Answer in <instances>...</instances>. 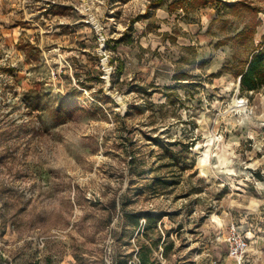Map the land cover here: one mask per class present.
<instances>
[{"label":"rangeland","instance_id":"rangeland-1","mask_svg":"<svg viewBox=\"0 0 264 264\" xmlns=\"http://www.w3.org/2000/svg\"><path fill=\"white\" fill-rule=\"evenodd\" d=\"M154 1L0 0V264H264V0Z\"/></svg>","mask_w":264,"mask_h":264},{"label":"trees","instance_id":"trees-1","mask_svg":"<svg viewBox=\"0 0 264 264\" xmlns=\"http://www.w3.org/2000/svg\"><path fill=\"white\" fill-rule=\"evenodd\" d=\"M163 2L164 0H156L154 2H151L152 6L150 8H155V7L159 8L160 6H162ZM173 4L174 3L169 5V9H172ZM225 7L227 8L235 7V5L225 4ZM149 11L150 10L147 11V14L149 13ZM247 32L252 34L251 30L244 31L245 34ZM111 63L114 62L111 61ZM116 70L119 73H123L124 63L122 62L118 63ZM237 76L238 79L240 80V91L242 93L249 94L251 92H257L264 87V43L261 45L260 48L256 49L247 58V60L244 62V68L238 73ZM158 181H160L165 188H168L171 185V182H169L168 180L159 179L157 180V182ZM141 217L142 216L131 215L130 217H127V219H132V221H134L133 223L135 225H138ZM143 218L146 219L147 224L144 227V232L142 235L145 237H149V233L151 231H154V228H156V224H157V220L159 219V216L148 212L143 215ZM168 236H170L169 231H168ZM161 240H162V235H159L156 240H151L149 243L142 244L140 246V251L138 253L139 264H162V262L158 260L155 256V250H156L155 247H157V244H159ZM171 244H173V242H171ZM116 264H128V262L121 261V262H117Z\"/></svg>","mask_w":264,"mask_h":264},{"label":"built area","instance_id":"built-area-1","mask_svg":"<svg viewBox=\"0 0 264 264\" xmlns=\"http://www.w3.org/2000/svg\"><path fill=\"white\" fill-rule=\"evenodd\" d=\"M228 243L229 255L234 259L243 258L250 246L249 239L237 225L230 227Z\"/></svg>","mask_w":264,"mask_h":264},{"label":"crops","instance_id":"crops-1","mask_svg":"<svg viewBox=\"0 0 264 264\" xmlns=\"http://www.w3.org/2000/svg\"><path fill=\"white\" fill-rule=\"evenodd\" d=\"M24 1H25V0H18V4H19V5L24 4ZM43 1H49V0H43ZM37 3H40V2H37ZM54 3H56V2H54ZM60 5H64V3H61V2H60ZM37 8H38V7H37ZM39 13H41V11H39ZM1 26H2V25H1Z\"/></svg>","mask_w":264,"mask_h":264},{"label":"bare ground","instance_id":"bare-ground-1","mask_svg":"<svg viewBox=\"0 0 264 264\" xmlns=\"http://www.w3.org/2000/svg\"><path fill=\"white\" fill-rule=\"evenodd\" d=\"M238 82H239V80H238Z\"/></svg>","mask_w":264,"mask_h":264},{"label":"water","instance_id":"water-1","mask_svg":"<svg viewBox=\"0 0 264 264\" xmlns=\"http://www.w3.org/2000/svg\"><path fill=\"white\" fill-rule=\"evenodd\" d=\"M240 81V80H239Z\"/></svg>","mask_w":264,"mask_h":264}]
</instances>
